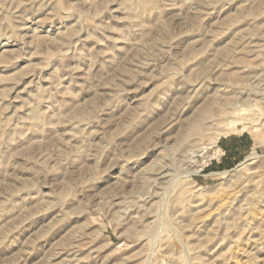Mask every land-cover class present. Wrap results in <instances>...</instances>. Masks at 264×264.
Listing matches in <instances>:
<instances>
[{
	"label": "rangeland",
	"instance_id": "obj_1",
	"mask_svg": "<svg viewBox=\"0 0 264 264\" xmlns=\"http://www.w3.org/2000/svg\"><path fill=\"white\" fill-rule=\"evenodd\" d=\"M0 264H264V0H0Z\"/></svg>",
	"mask_w": 264,
	"mask_h": 264
},
{
	"label": "crops",
	"instance_id": "obj_2",
	"mask_svg": "<svg viewBox=\"0 0 264 264\" xmlns=\"http://www.w3.org/2000/svg\"><path fill=\"white\" fill-rule=\"evenodd\" d=\"M224 148H226L227 156H225L223 158V163H225L224 166H229L230 165V162L227 159H229V156L233 155V151H234L233 148H235V147L230 146V144H225L224 145ZM231 152H232V154H231Z\"/></svg>",
	"mask_w": 264,
	"mask_h": 264
},
{
	"label": "bare ground",
	"instance_id": "obj_3",
	"mask_svg": "<svg viewBox=\"0 0 264 264\" xmlns=\"http://www.w3.org/2000/svg\"><path fill=\"white\" fill-rule=\"evenodd\" d=\"M219 136V135H218ZM213 140V139H212ZM216 140V139H215ZM251 157H248V159H250ZM197 163H198V161H197ZM196 163V164H197ZM194 165H195V163H194ZM197 166V165H196ZM196 170V169H195ZM230 171V170H229ZM229 171H225V172H223V174H225V173H229ZM162 172V171H161ZM159 175V174H158Z\"/></svg>",
	"mask_w": 264,
	"mask_h": 264
}]
</instances>
